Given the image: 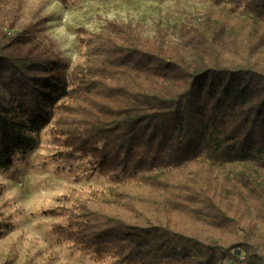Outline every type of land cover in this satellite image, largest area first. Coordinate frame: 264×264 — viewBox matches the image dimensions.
I'll use <instances>...</instances> for the list:
<instances>
[{"label": "trees", "instance_id": "trees-1", "mask_svg": "<svg viewBox=\"0 0 264 264\" xmlns=\"http://www.w3.org/2000/svg\"><path fill=\"white\" fill-rule=\"evenodd\" d=\"M207 1L223 8L182 49L79 28L66 73L20 32L0 41V168L47 126L92 158L109 183L57 232L95 261L264 264V0Z\"/></svg>", "mask_w": 264, "mask_h": 264}, {"label": "rangeland", "instance_id": "rangeland-1", "mask_svg": "<svg viewBox=\"0 0 264 264\" xmlns=\"http://www.w3.org/2000/svg\"><path fill=\"white\" fill-rule=\"evenodd\" d=\"M218 8L222 4L207 0H0V41L20 32L43 56L61 60L66 73L83 49L79 28L99 33L115 22L128 25L142 45L182 49L194 20ZM54 137L47 126L37 146L0 168V264L108 263L57 232L73 200L100 192L109 181L92 158ZM256 228L264 233V223Z\"/></svg>", "mask_w": 264, "mask_h": 264}]
</instances>
